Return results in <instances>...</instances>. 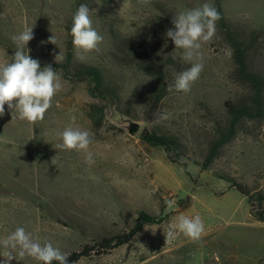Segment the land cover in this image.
Wrapping results in <instances>:
<instances>
[{"label":"rangeland","instance_id":"1","mask_svg":"<svg viewBox=\"0 0 264 264\" xmlns=\"http://www.w3.org/2000/svg\"><path fill=\"white\" fill-rule=\"evenodd\" d=\"M205 2L214 0H149L146 5L138 0H0V62L10 61L15 53L12 37L32 27L34 38L24 51L40 65L56 62L59 54L57 62L63 58L71 17L86 4L103 41L88 53H78L72 43L73 60L97 67L105 86L116 94L95 100L86 83L62 78L53 106L34 125L12 120V110L5 105L0 116V239L24 227L41 244L50 241L69 254L128 232L142 211L159 222L145 225L127 243L100 256L92 252L76 264H264V223L253 218L247 198L229 181L214 176L227 173L259 192L264 209V109L261 118L239 122L234 138L209 170L187 160L200 157L212 130L225 122L224 103L241 102L251 93L235 78L233 53L217 25L212 39L202 43L199 79L188 93L175 90L178 74L191 65L166 31L174 27L173 16ZM221 8L237 33L255 31L246 60L249 70L264 77V0H221ZM53 35L57 45L49 42ZM125 37L142 40L159 58L174 61L164 71L168 92L161 106V113L170 117L155 127L180 139L186 156L176 163L163 148L140 139L150 128L143 112L155 79L116 56L114 45ZM229 51L231 57L225 54ZM90 103L103 108L99 127L87 116ZM128 122L140 125L135 137L128 134ZM70 124L91 133L92 165L85 163L82 152L53 147L60 142L56 133ZM168 201H174L171 208ZM254 201L256 210L257 197ZM180 215L202 218L205 232L200 241L178 233L166 243L164 232ZM4 251L0 247V253ZM4 259L0 255V264ZM10 264L42 262L25 256Z\"/></svg>","mask_w":264,"mask_h":264},{"label":"clouds","instance_id":"2","mask_svg":"<svg viewBox=\"0 0 264 264\" xmlns=\"http://www.w3.org/2000/svg\"><path fill=\"white\" fill-rule=\"evenodd\" d=\"M138 3L146 5L149 0H138ZM90 12L86 4H81L73 15L70 32L73 37L72 43L78 53L98 50L103 41V36L92 26ZM220 19V12L208 2L173 16L171 23L174 27L167 29L166 36L174 42L175 48L183 50L184 60L191 65L178 74L174 84L176 91L190 92L192 84L199 79L204 68V57L200 51L202 43L212 39L216 32V22ZM33 38L32 27L14 35L12 37L16 44L14 55L10 61L0 62V116L5 114L7 104L8 109L12 110V120L18 119L34 125L44 120L46 112L53 106V98L62 90L63 82L61 75L51 65L41 68L39 60L31 58L28 51L27 53L24 51ZM49 42L56 44L54 35L49 38ZM225 54L228 57L232 55L231 51ZM59 55L55 57L56 62ZM169 117L170 114L163 113L157 122L167 120ZM75 119V116H70L71 121L74 122ZM56 136L60 142L53 146L55 149L82 152L85 163L92 165L95 162L90 151L92 144L90 132L70 124L62 131H58ZM167 204L171 208L174 201H168ZM204 232V223L199 215L193 217L180 215L175 223L169 225L164 235L166 243L176 239L178 233H182L193 242H198ZM0 247L6 250L0 253L5 258L3 264H10L13 259L20 260L25 256L42 264H52L53 261L68 264V253L54 247L50 241L41 244L24 227H16L14 231L0 239Z\"/></svg>","mask_w":264,"mask_h":264},{"label":"trees","instance_id":"3","mask_svg":"<svg viewBox=\"0 0 264 264\" xmlns=\"http://www.w3.org/2000/svg\"><path fill=\"white\" fill-rule=\"evenodd\" d=\"M213 5L220 12L221 19L216 22L217 27L226 43L229 45L235 60L233 74L243 85L247 86L251 93L249 97L241 102L227 101L224 103L226 120L223 124L218 123L212 130L211 136L206 142L203 151L198 158H189L191 163L197 165L201 170H209L213 162L220 157L224 147L234 138L238 124L241 120H255L262 117L264 104V77L248 68L247 54L252 48L255 40V31L251 34L240 35L237 33L227 19L224 17L221 8V0H214ZM75 13V12H74ZM73 13V15H74ZM73 15L68 25L69 41L63 58L58 62L42 63L41 67L51 65L62 78L75 82L87 84L86 90L92 99L116 98L113 90L104 84L101 71L92 65L76 63L72 54V35L70 29L73 23ZM253 33V34H252ZM115 54L126 66L135 67L144 75L155 79V87L144 107L143 121L150 128L144 129L140 134V139L151 146H159L167 154V159L171 163H176L178 159L185 158L180 139L172 133L158 130L155 127L161 113V106L168 92V80L165 78L164 71L171 67L174 61L171 58H159L157 51L148 46L144 41L137 38H121L114 45ZM125 113L128 114L127 111ZM87 116L94 127L102 125L104 113L102 106L90 103L87 108ZM174 156V157H173ZM214 176L230 182L231 187L237 190L242 196L246 197L251 206L253 218L264 223V209L261 207L259 192H253L247 185L241 184L237 179L227 173L215 172ZM258 199V207L254 209V198ZM164 206H161V211ZM159 222L155 216L145 212H138L134 219L132 228L126 232L114 235L110 238H103L92 245H84L79 251L69 253L68 264H76L79 259L95 252L100 256L109 250L117 248L131 240L145 225H152ZM52 264H59L53 261Z\"/></svg>","mask_w":264,"mask_h":264},{"label":"water","instance_id":"4","mask_svg":"<svg viewBox=\"0 0 264 264\" xmlns=\"http://www.w3.org/2000/svg\"><path fill=\"white\" fill-rule=\"evenodd\" d=\"M127 131L131 137H135L139 133L140 125L135 122H128Z\"/></svg>","mask_w":264,"mask_h":264}]
</instances>
